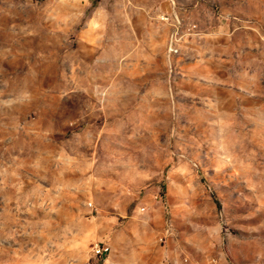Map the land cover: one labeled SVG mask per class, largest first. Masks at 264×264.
I'll return each mask as SVG.
<instances>
[{
	"label": "rangeland",
	"instance_id": "374dc122",
	"mask_svg": "<svg viewBox=\"0 0 264 264\" xmlns=\"http://www.w3.org/2000/svg\"><path fill=\"white\" fill-rule=\"evenodd\" d=\"M0 264H264V0H0Z\"/></svg>",
	"mask_w": 264,
	"mask_h": 264
},
{
	"label": "built area",
	"instance_id": "2783aa9c",
	"mask_svg": "<svg viewBox=\"0 0 264 264\" xmlns=\"http://www.w3.org/2000/svg\"><path fill=\"white\" fill-rule=\"evenodd\" d=\"M107 250V246L106 245H101L98 243H94L93 245V252L95 254H100L102 252H105Z\"/></svg>",
	"mask_w": 264,
	"mask_h": 264
}]
</instances>
